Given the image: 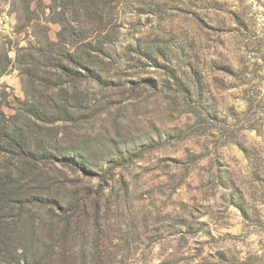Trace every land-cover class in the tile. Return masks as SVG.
<instances>
[{
  "label": "rangeland",
  "instance_id": "rangeland-1",
  "mask_svg": "<svg viewBox=\"0 0 264 264\" xmlns=\"http://www.w3.org/2000/svg\"><path fill=\"white\" fill-rule=\"evenodd\" d=\"M0 121L27 264H264V0H0Z\"/></svg>",
  "mask_w": 264,
  "mask_h": 264
},
{
  "label": "trees",
  "instance_id": "trees-1",
  "mask_svg": "<svg viewBox=\"0 0 264 264\" xmlns=\"http://www.w3.org/2000/svg\"><path fill=\"white\" fill-rule=\"evenodd\" d=\"M73 59V56H71ZM54 64V63H53ZM55 65V64H54ZM88 74L92 77L98 75L88 67L85 68ZM250 104V103H249ZM32 112V111H31ZM38 111L32 113L37 114ZM57 118H65V114L69 112L65 108H60ZM10 125H6L0 121V155L4 158V154H10L8 159L0 167V261L3 264H27L28 255L26 251H18L12 235L14 234V226L18 220L22 219L27 214V206L32 202H48L49 200L57 203L54 199L46 197H37L31 193L32 181L28 172L31 169L27 166L26 159L33 153L31 144L29 143L27 133H23L20 129ZM80 166L85 169V162L83 159L79 160ZM59 205V203H57ZM14 207L19 210L17 221L13 219H6L5 212ZM32 255V253H31ZM48 255L45 252L42 255H37L34 264H49L42 260ZM30 264H33L30 262Z\"/></svg>",
  "mask_w": 264,
  "mask_h": 264
}]
</instances>
